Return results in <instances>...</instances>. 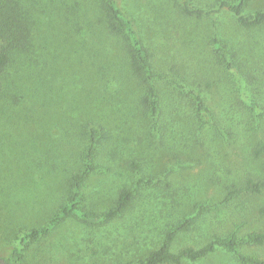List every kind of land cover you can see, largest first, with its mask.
Here are the masks:
<instances>
[{
    "label": "rangeland",
    "instance_id": "obj_1",
    "mask_svg": "<svg viewBox=\"0 0 264 264\" xmlns=\"http://www.w3.org/2000/svg\"><path fill=\"white\" fill-rule=\"evenodd\" d=\"M101 1L57 0L63 20L56 27L44 25L43 35L60 30L68 17L72 32L66 33V24L64 36L57 38L64 42L69 36L71 44L65 42L59 56L49 49L55 39H42L40 53L56 58L58 69L44 72L25 62L5 76L0 95V257L19 245L25 231L46 227L78 191L76 177L88 170L91 128L99 130V141L92 161L96 171L88 172L79 190L83 210L101 216L124 188L136 189L132 206L98 224L75 216L62 220L28 244L25 264L137 260L189 219L190 227L175 236L174 252L200 247L216 235L241 239L264 232L259 213L264 191L227 198L228 187L264 179V150L256 154L264 145V24L240 26L217 0H193L205 10L202 17L184 13V0H118L135 21L159 77L160 112L154 120L144 103V78L114 60L119 77L113 79L112 58L99 52L93 43L99 36L87 31L89 18H103ZM257 10L264 11V0H248L244 14ZM214 37L223 41L233 71L214 53ZM191 90L202 95L207 114L198 113ZM140 179L152 183L136 188ZM239 250L264 259V245L241 243ZM186 264L242 263L219 249Z\"/></svg>",
    "mask_w": 264,
    "mask_h": 264
},
{
    "label": "trees",
    "instance_id": "obj_2",
    "mask_svg": "<svg viewBox=\"0 0 264 264\" xmlns=\"http://www.w3.org/2000/svg\"><path fill=\"white\" fill-rule=\"evenodd\" d=\"M57 0H0V95L4 92V79L9 70L16 67L18 70L26 62L36 64L41 71H51V69H58L55 59L49 60L48 56L40 53L42 39H55L56 44L52 42L49 44V49H54L55 52L61 55V49L66 42L68 46L71 42L68 40L69 36L62 42L57 37H63L62 31L65 29L67 34L72 32V25L67 17L66 22H62L63 26L60 30L54 28L51 35H43L44 25H52L56 27L57 20H63L62 8L55 5ZM221 9H226L237 20V23L244 28H253L264 24V11L257 10L251 14H244L248 6V0H217ZM104 4L103 18L95 20L89 18V27L87 28L89 35L99 36L95 43L99 47V52L106 51L107 58L111 64L110 73L113 79L119 77V70L116 68L114 60L119 64L124 63L125 69H132V71L143 77L146 84V97L144 103L150 116L155 120L159 114L160 109L157 100L159 77L154 73L152 64L149 59L147 50L145 49L139 31L136 27L135 21L126 15L119 5L118 0H103ZM49 3V4H48ZM44 4H47L44 7ZM99 4V3H98ZM56 6V7H55ZM44 7V8H43ZM103 7V6H102ZM100 8V5H99ZM183 12L187 15L202 17L205 14L204 9L196 8L193 0H184ZM98 33H92L95 29ZM58 33V35H56ZM90 39V38H89ZM95 39V37H93ZM91 40V39H90ZM219 37L213 38L214 53L222 60L223 64L230 71L234 70V65L229 61V56L225 50V46ZM108 44V46H106ZM121 51L114 50V47ZM109 49V50H108ZM108 50V51H107ZM123 53V56L121 55ZM58 56V57H59ZM57 57V59H58ZM37 58V59H36ZM35 60V61H34ZM54 66V67H53ZM30 67V66H28ZM109 71V70H108ZM20 75V74H18ZM177 88H182L178 83L173 81ZM191 96L194 99L198 113L207 114V104L199 92L191 90ZM99 130L97 128L90 129V145L87 148L86 167L80 176L76 177L75 191L68 204L63 205L55 216L50 220L48 225L40 229H31L25 231L20 238L19 245L13 248L7 257H2L7 264H25L24 250L30 242L36 241L41 237L47 235L57 224L62 220L75 216L83 221L98 224L103 221H111L124 215L132 206L135 199V190L124 188L113 206L104 212L101 216H93L85 212L82 208V197L79 190L83 187L85 177L89 171H96V167L92 161L96 154V146L99 141ZM264 150V145L256 150V154H260ZM146 183H152L151 180L146 181L140 179L137 182L136 188ZM264 191V179H246L241 186L228 187L227 198L238 195H254L261 194ZM259 213L264 216V205L259 209ZM191 219L177 224L168 231L165 235L162 245L151 251L145 257L122 262L119 264H186V261H198L206 258L210 254L219 249L227 250L234 254L242 264H264V259H258L244 254L239 250L241 243L247 246H263L264 232H253L247 234L245 237L238 239L235 236L221 238L214 236L210 241L200 247L187 246L183 247L177 252L172 251V243L175 236L190 227Z\"/></svg>",
    "mask_w": 264,
    "mask_h": 264
},
{
    "label": "water",
    "instance_id": "obj_3",
    "mask_svg": "<svg viewBox=\"0 0 264 264\" xmlns=\"http://www.w3.org/2000/svg\"><path fill=\"white\" fill-rule=\"evenodd\" d=\"M0 264H7L4 258L0 257Z\"/></svg>",
    "mask_w": 264,
    "mask_h": 264
}]
</instances>
